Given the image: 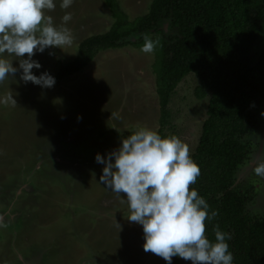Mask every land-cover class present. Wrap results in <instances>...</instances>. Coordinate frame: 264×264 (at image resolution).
<instances>
[{
	"label": "rangeland",
	"instance_id": "1",
	"mask_svg": "<svg viewBox=\"0 0 264 264\" xmlns=\"http://www.w3.org/2000/svg\"><path fill=\"white\" fill-rule=\"evenodd\" d=\"M150 1L112 0L129 19L145 14ZM54 3L45 15L59 27L71 13L64 26L74 41L62 50L35 53L32 59L41 67L31 71L37 76L46 71L55 77L73 62L81 40L104 33L113 22L105 0H73L67 9L60 7L62 0ZM162 29L171 34L167 22ZM128 39L137 40V33ZM141 49L128 44L96 51L82 69L51 88L23 82L22 70L0 82V264H168L143 250L142 226L127 219L126 194L117 196L99 182L104 165L95 160L97 153L104 157L119 147L124 139L119 134L159 128L154 57ZM256 49L264 50L261 38ZM5 57L19 67L15 57ZM196 84L193 74L177 84L168 103L173 132L164 130L176 133L190 152L207 107V98L194 95ZM9 91L15 106L4 102ZM258 111L257 125L245 138L252 152L236 169L233 187L253 193L246 210L264 216V177L254 171L264 160V105ZM180 259V264H192Z\"/></svg>",
	"mask_w": 264,
	"mask_h": 264
},
{
	"label": "trees",
	"instance_id": "2",
	"mask_svg": "<svg viewBox=\"0 0 264 264\" xmlns=\"http://www.w3.org/2000/svg\"><path fill=\"white\" fill-rule=\"evenodd\" d=\"M105 2L112 24L104 33L81 40L73 62L60 67L55 81L82 69L96 51L128 44L142 47L143 32L151 31L154 36L149 38L160 41L151 64L160 107L158 134L176 135L164 131L174 128L168 103L185 76L196 77L195 97L207 98L198 142L190 152L200 169L190 190L205 199L209 214L218 212L205 221V235L214 242L213 226L218 224L231 235L227 243L232 264H264V216L246 210L253 193L233 187L236 169L252 152L245 138L264 105V50L256 49L258 40H264V0H151L147 12L135 19L117 10L112 0ZM162 22L168 23L171 34H162ZM134 33L138 39L129 40ZM133 132L119 135L126 139ZM172 261L180 264L181 259Z\"/></svg>",
	"mask_w": 264,
	"mask_h": 264
},
{
	"label": "clouds",
	"instance_id": "3",
	"mask_svg": "<svg viewBox=\"0 0 264 264\" xmlns=\"http://www.w3.org/2000/svg\"><path fill=\"white\" fill-rule=\"evenodd\" d=\"M72 3L73 0H62L60 7L67 9ZM55 7L54 0H0V82L22 70L20 79L25 83L41 88L55 85V78L48 72L37 76L31 71L41 67L32 59L35 53L50 47L62 50L73 44L74 36L64 26L72 19L71 13H65L59 27L54 25L52 16L45 15V10ZM142 35L141 50L152 53L159 39ZM5 54L15 57L19 67H14V59ZM4 102L17 105L11 91ZM95 160L104 165L99 182L117 196L126 194L127 219L142 226L145 252L168 264L177 256L192 264H232L227 243L231 235L221 231L218 224L213 226L214 242L205 235V221L214 219L218 212L209 214L205 199L190 190L200 169L191 159L187 143L176 135L162 138L157 131L141 127L106 156L97 153ZM254 171L264 177V160L257 163ZM116 225L120 231L121 225L117 221Z\"/></svg>",
	"mask_w": 264,
	"mask_h": 264
}]
</instances>
